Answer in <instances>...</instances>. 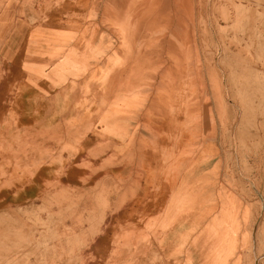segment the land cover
<instances>
[{
    "label": "rangeland",
    "instance_id": "374dc122",
    "mask_svg": "<svg viewBox=\"0 0 264 264\" xmlns=\"http://www.w3.org/2000/svg\"><path fill=\"white\" fill-rule=\"evenodd\" d=\"M0 2L11 12L15 0ZM39 2L20 1L18 15L27 24L38 23L44 17L51 20L48 8H39ZM55 3L61 9L63 0ZM90 6V21L84 25L87 44L82 46L81 58L72 49L82 41H71L62 56L53 57L47 51L40 56L44 69L48 70L53 63L48 73L38 76L39 73L28 70L22 76V59L29 68L21 51H14V38L2 54V65L8 63L6 74L23 79L25 85L40 78L49 90L57 89L80 77L82 68L95 65L94 51L100 64V49L118 46L116 24L110 20L113 14H127L129 31L123 18H118V24L128 31V45L120 41V48L127 51L129 46L133 55L101 56L105 63L107 59L115 58L116 62L121 57V66L115 65L107 78L119 85L135 70V87L129 89L128 98L116 99L118 88H106L104 92L100 89L99 69L89 78L88 87L81 89V94L98 102L81 107L86 106L93 115L94 119L88 120L93 131L100 129V119H114L113 124L117 123L119 128L115 124L113 130L116 128L120 138L133 139L112 166L106 163L110 155L107 146L112 142L105 137V147L91 152L95 158L91 159L86 176H80L84 171L81 170L74 179L67 180L70 182L63 180L64 184L57 188L49 186L56 193L40 205L30 203L13 213H1L10 217L0 220V264H185L180 253L165 252L161 257L154 237L163 239L166 233L159 226L151 229L150 218L140 220L137 232L141 239L121 236V232L112 236L113 245L106 258L98 260L90 250V243L102 232L104 222L100 198L103 193L98 190L108 189V197L114 202L132 187V175L140 172L138 160L153 154L141 149L144 138L161 142L164 136L160 121L163 115L168 117L175 134L168 147L178 150L166 152L163 157L180 159L183 166L178 175H164L170 182L174 179L173 192L186 199L195 198L197 205L206 208L218 203L215 198H221L223 204V198H231L240 209L242 234L253 240L250 247L248 241V247L243 249L241 262L264 264V0H92ZM9 16L12 17L4 11L0 14V37L13 24ZM67 21L72 22L71 26L78 24L75 20ZM29 32L32 28L25 26L24 37ZM29 42L32 41L27 37L26 49ZM65 43L58 40L56 45L61 48ZM4 74H0L1 81ZM100 94L105 97L102 104L96 97ZM31 131L35 133L34 129ZM19 132L24 140L23 129ZM143 132L148 136L143 137ZM27 139L29 144H16L14 148L18 150H12L17 160L41 156L46 161L60 148L56 139L41 134ZM64 158L69 169L80 168L77 162L81 156L71 159L64 154ZM147 176L158 179V175ZM184 202L189 207L192 201ZM185 232L175 231L173 243L181 242Z\"/></svg>",
    "mask_w": 264,
    "mask_h": 264
},
{
    "label": "crops",
    "instance_id": "0c3cea01",
    "mask_svg": "<svg viewBox=\"0 0 264 264\" xmlns=\"http://www.w3.org/2000/svg\"><path fill=\"white\" fill-rule=\"evenodd\" d=\"M20 1L15 0L11 12L6 10L8 7L6 9L5 6L1 7L2 2H0V14L4 11L13 17L9 16L13 22L12 26L8 28L3 37H0V74L5 72L3 75L5 78L3 81L0 80V89H4L2 93L0 92V171H3L0 172V214L7 211L13 213L17 208L30 203L40 205L43 199L50 198L49 195L56 193V191L48 189L49 186L57 188L64 184L63 180L68 183L70 181L67 180L74 179L81 170L84 171L80 176H86L85 171L90 168L91 159L95 158L91 152L97 153L100 146L105 147L103 143L105 137H108L106 139L112 142L110 146H107L110 151L106 160L107 165H112L114 159L127 149L133 139V137L120 138V135L115 131L116 128L113 130L116 125L119 128L117 123L113 124L114 119L106 121L100 119V129L93 131L88 120H92L94 117L86 106L81 107V105L98 102L93 97L81 94V89L88 87L89 78L94 73H98L99 69L102 92L106 88L116 87L119 90L116 91L117 94L114 98H128L126 94L130 92L129 89L135 87L134 80L137 78L135 70L119 85H115L113 83L115 81L107 78L108 72L113 70L115 65L116 67L121 66V62H123V59L120 60L121 57L116 62L115 58L107 59L105 63V58L101 56L133 55L129 46L127 51L120 48V41L123 45H128L125 39V34L129 31L127 14L112 15L114 19L112 18L110 21L112 24H116L114 28L115 37L116 34L118 35L116 37L118 46L105 51L100 49V64L96 60L98 53L94 51L95 65L93 67L82 68L79 72L80 77L67 81L57 89L49 90L46 83L40 78L36 81H29L30 83L25 85L23 79H15L13 75L14 78L8 76L6 74L8 63L5 66L2 65V54L15 38L14 51L16 53L21 51V57L26 58L27 68H29L26 69L25 60L22 59L20 66L22 76L28 70L39 73L38 76L41 73H48L53 63L48 70L44 69L40 63V56L45 55L46 51L53 57L58 54L62 56L70 48L71 41L79 39L82 41V44L72 49V53L77 58H81L82 46L87 44L84 38V25H88L87 22L90 21L88 20V10L91 8L92 0H78V2L63 0L61 9L57 8L55 0H41L39 8H48L46 11L50 19H57L61 22L47 21L44 17L45 19L42 18V21L38 23L29 24L18 15ZM51 5H53L52 8ZM36 14H38V10H36ZM119 16L123 18L128 31L122 27V24H118ZM69 19L75 20L78 24L71 26L72 22L67 21ZM25 26L32 28V32H29L30 35L27 36L32 42L28 43L27 49L24 45L27 38L24 37ZM20 38H22L21 43H19ZM58 40L66 41L63 47H57ZM16 47L17 50H15ZM7 77L10 78L7 80ZM120 88L124 90H120ZM96 97L97 100L100 98V104L104 103L105 97L102 94ZM167 118L166 115L160 117L164 135L161 142L160 139L151 142L144 138L141 149L151 150L153 154L151 156L143 155L142 159L138 160L140 172L132 175L134 184L122 198L119 201L111 202L108 197V189H101V192L100 189L98 190L99 193H103L100 194V198L102 221L104 222L101 226L102 232L97 234L90 243L91 254L98 260L102 257L106 258L110 251V245H113L111 237L117 235L118 232H121V236L141 239L140 232H137L138 226L142 224L140 220L146 221L150 218L148 224L151 229L159 226L166 233V237L163 239L154 237L157 246L162 251L161 257L165 252L168 255L180 253L185 264H234L237 260L239 264H242L243 249L248 247V241H250V247L253 240L242 234V222L238 221L239 206L227 197L223 198L224 204L221 202V198H215L218 203L214 204V207H201L194 202L195 198L186 199L174 193V179L170 182L169 178L164 176L165 174L173 175L176 172L178 175V169L183 167L180 159L163 157L166 152H178L177 149L168 147V144L173 142L175 134L172 132ZM25 120H29L28 123L24 124ZM20 129L24 131V140H21ZM31 129H34L35 133L29 132ZM39 134L42 137L48 136L56 139L60 143L59 151L50 155L46 161H43L41 156L34 157L29 161L17 160L12 150H18V148H14V146L16 144L25 146L27 143L29 144L27 137L33 139ZM142 135L147 137L148 133L143 132ZM30 146L36 145L30 144ZM164 149L165 152H163ZM64 154L71 159L81 156L80 161L77 162L81 165L80 168L69 169ZM83 155L84 157H82ZM98 156L99 153L96 154V157ZM89 158L90 160H88ZM159 160H162L167 166H162ZM150 174L158 175V179L147 176ZM184 200L192 201L189 207L184 206ZM7 217L10 216L2 214L0 220ZM182 229L186 231L182 241L173 243L176 241L175 231ZM236 237L239 240H236Z\"/></svg>",
    "mask_w": 264,
    "mask_h": 264
},
{
    "label": "bare ground",
    "instance_id": "6f19581e",
    "mask_svg": "<svg viewBox=\"0 0 264 264\" xmlns=\"http://www.w3.org/2000/svg\"><path fill=\"white\" fill-rule=\"evenodd\" d=\"M174 201V200H173ZM184 206H186V205H184ZM190 225V224H189Z\"/></svg>",
    "mask_w": 264,
    "mask_h": 264
}]
</instances>
